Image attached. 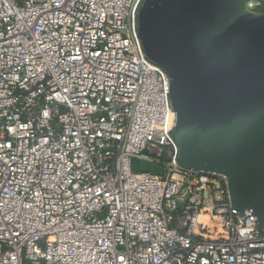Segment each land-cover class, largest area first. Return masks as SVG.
I'll list each match as a JSON object with an SVG mask.
<instances>
[{"label": "built area", "instance_id": "built-area-1", "mask_svg": "<svg viewBox=\"0 0 264 264\" xmlns=\"http://www.w3.org/2000/svg\"><path fill=\"white\" fill-rule=\"evenodd\" d=\"M143 2L0 0V264H264L226 176L178 162Z\"/></svg>", "mask_w": 264, "mask_h": 264}, {"label": "water", "instance_id": "water-1", "mask_svg": "<svg viewBox=\"0 0 264 264\" xmlns=\"http://www.w3.org/2000/svg\"><path fill=\"white\" fill-rule=\"evenodd\" d=\"M245 2L144 0L138 36L170 79L179 164L226 176L232 207L263 232L264 13L246 12ZM133 170L163 175L148 162Z\"/></svg>", "mask_w": 264, "mask_h": 264}]
</instances>
